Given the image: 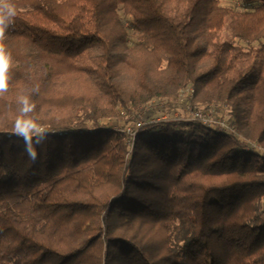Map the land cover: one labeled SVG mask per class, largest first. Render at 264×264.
Listing matches in <instances>:
<instances>
[{
    "label": "trees",
    "instance_id": "16d2710c",
    "mask_svg": "<svg viewBox=\"0 0 264 264\" xmlns=\"http://www.w3.org/2000/svg\"><path fill=\"white\" fill-rule=\"evenodd\" d=\"M240 1L11 0L0 264H264V154L247 142L264 146V0ZM189 85L244 138L188 118L134 138L101 124Z\"/></svg>",
    "mask_w": 264,
    "mask_h": 264
},
{
    "label": "rangeland",
    "instance_id": "374dc122",
    "mask_svg": "<svg viewBox=\"0 0 264 264\" xmlns=\"http://www.w3.org/2000/svg\"><path fill=\"white\" fill-rule=\"evenodd\" d=\"M220 1L223 5L229 6L232 9H238L237 7L241 4L240 0H220ZM239 8H241V6H239ZM129 36H130V43L135 42L137 39V36H138L137 31L132 26L129 27ZM236 43H237V45L243 47L244 49H249L251 46H253V47L258 46L257 42H255L251 46H249L246 42L240 41V40H236ZM182 97H184V95ZM186 99H188V98H186ZM157 100H159V98H155L152 101H157ZM215 104H219V107H217V109L213 113V117L227 120L228 116H229V111H230L228 105H226L225 103H215ZM193 107L194 108H201V106L199 107V106H194V105H193ZM194 108L190 110L184 104L168 103L166 105L161 106L160 108H155L154 111L150 114L149 113L144 114L143 119H138L139 118L138 115L141 113V109H142V107H141L140 109H137V110L134 109L132 111V113L127 115L125 117V119L122 121L121 120L120 121L115 120V119H104L101 122V124L104 127L123 129V128H127L129 126H134L139 121L146 122V121H151L154 119H156V120H163V119L171 120L177 116H180L181 118H190L192 113H193V110H195ZM39 129L37 130V132H41L44 130L43 127H42V130L39 131ZM239 135H241V137L244 138V136L240 132H239ZM247 142H248V145L255 144L256 150H258L264 154V146H262L261 143H259L256 140H247Z\"/></svg>",
    "mask_w": 264,
    "mask_h": 264
},
{
    "label": "clouds",
    "instance_id": "9594fccd",
    "mask_svg": "<svg viewBox=\"0 0 264 264\" xmlns=\"http://www.w3.org/2000/svg\"><path fill=\"white\" fill-rule=\"evenodd\" d=\"M17 15V10L15 5L11 0H0V94L7 91L8 88V69L11 64V54L6 50L3 41L5 39L6 30L12 25L14 19ZM19 112L21 115L16 121L17 129L19 130L18 134L24 140L25 151L28 153L31 159L36 158V152L32 145V136L31 133L35 131V128H27V131L24 130V127L34 123L33 118L30 113L35 108V104L32 103L29 95H20L18 97ZM45 138L43 133L37 134V142H42Z\"/></svg>",
    "mask_w": 264,
    "mask_h": 264
},
{
    "label": "built area",
    "instance_id": "2783aa9c",
    "mask_svg": "<svg viewBox=\"0 0 264 264\" xmlns=\"http://www.w3.org/2000/svg\"><path fill=\"white\" fill-rule=\"evenodd\" d=\"M193 94V89L192 86L189 85L187 86L185 89H182L180 92V96L179 98L174 102L177 104H184L186 105V107L188 109H193V104L190 101V98L192 97ZM184 95V97H182ZM188 98V99H186ZM187 103H186V102ZM170 102H167L166 100L163 99H159L157 101H150L148 103H146L142 109H141V113L138 115V119H143V115L144 114H150L154 111L155 108H160L163 105H166ZM173 103V104H174ZM217 107H219V104H212L209 106V108L205 109L203 107L201 108H194L195 110H193V113L191 115L190 118L191 120H198L200 122H202L203 124L209 125V126H213V127H218L221 130H224L226 132H233L239 135V132L236 129V126L234 123H231L227 120L224 119H219V118H214L213 117V113L215 112V110L217 109ZM178 119H182L180 116L175 117L173 120H178ZM151 121H159V120H151ZM146 122H141L139 121L136 125L134 126H129L127 128H125L124 130L129 134V136L131 138H134L137 132V129L139 127H141L142 125H144ZM42 130V128L39 129V131ZM255 144L252 145H248V149H255L256 147Z\"/></svg>",
    "mask_w": 264,
    "mask_h": 264
}]
</instances>
